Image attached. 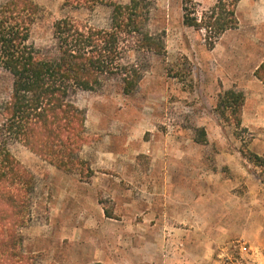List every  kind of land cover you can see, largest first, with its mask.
Returning <instances> with one entry per match:
<instances>
[{
	"label": "rangeland",
	"instance_id": "obj_1",
	"mask_svg": "<svg viewBox=\"0 0 264 264\" xmlns=\"http://www.w3.org/2000/svg\"><path fill=\"white\" fill-rule=\"evenodd\" d=\"M29 1L38 8L29 44L43 52L54 47L58 20L95 28L109 23L111 8L104 5ZM216 1L193 0L199 13ZM150 3L147 29L162 40L165 53L142 57L145 72L136 91L124 95L119 82L111 81L73 97L85 114L86 144L79 155L94 171L91 179L57 170L18 141L7 145L34 183L30 221L19 230L20 264H264V82L255 75L264 64V0H240L237 28L211 48L203 31L183 24L179 1ZM11 83L0 69V121ZM227 90L244 95L239 127L216 110L219 94ZM245 107L258 109V117L244 121ZM197 128L205 131L204 144L193 141ZM162 191L185 195L180 202L189 192L203 202L210 195L234 194L230 218L237 222L243 215L244 232L258 225L259 244L234 240L212 249L209 257L204 231L182 226L145 233L141 213L151 203L156 214L161 203L147 199Z\"/></svg>",
	"mask_w": 264,
	"mask_h": 264
},
{
	"label": "trees",
	"instance_id": "obj_2",
	"mask_svg": "<svg viewBox=\"0 0 264 264\" xmlns=\"http://www.w3.org/2000/svg\"><path fill=\"white\" fill-rule=\"evenodd\" d=\"M177 1L183 24L203 31L210 48L223 33L237 28L235 8L240 0H217L201 13L193 0ZM64 2L69 7L111 8L108 26L82 27L69 19L58 20L53 24L54 47L43 52L29 44L37 6L29 0L0 5V69L12 80L0 121V264H20L19 230L30 221L34 190L32 176L8 150L9 141H18L65 174L91 179L94 171L79 155L86 144L85 114L73 97L111 81H118L122 93L131 95L145 72L142 57L165 53L162 40L147 29L150 0L124 5L111 0ZM261 71L264 64L255 74L264 82ZM243 104L242 92L227 90L219 94L216 110L223 119L231 116L239 127ZM193 141L206 142L203 128L194 130Z\"/></svg>",
	"mask_w": 264,
	"mask_h": 264
},
{
	"label": "crops",
	"instance_id": "obj_3",
	"mask_svg": "<svg viewBox=\"0 0 264 264\" xmlns=\"http://www.w3.org/2000/svg\"><path fill=\"white\" fill-rule=\"evenodd\" d=\"M229 31L223 33L219 38L222 39ZM247 108L248 107L243 108L242 119H244V121H246L247 118L258 117V109L252 108V110H248ZM164 184H168L166 179H164ZM176 184H179V182L176 181ZM191 196L192 198H190ZM193 196L194 194L189 192L187 201L180 202L181 199H184L185 195H180L177 192H172L168 195L166 191L156 193L154 198L147 200L155 199L159 201L157 203H161L160 209L155 208L156 214H154L152 213L153 204L149 203L146 206L145 210L141 213L144 216L140 223L141 229L145 233H154L163 232L164 230H181V227L183 226L184 230L188 232L204 231L208 233L205 236V247H208L209 249V257L213 253L212 249L234 240H248L252 242L253 245L259 244L255 240L256 237L261 236V231L258 225L249 226L245 230V233L243 215H239L237 222H235L233 218H230L232 215L229 214L230 206L235 203L237 199L234 194H228L225 196H221L220 194H216L215 196L210 195L211 200L209 202H203ZM169 200L171 201L170 203H168ZM201 208L203 211H197V209ZM167 210L171 214H169ZM206 212L207 216H205ZM201 214L204 215L202 219H200ZM233 232L234 234H231ZM148 238L149 236L146 234L145 241H147ZM262 240L264 242V238H262ZM157 241L158 239L156 238V242ZM257 247L258 246H256V248ZM257 255L258 258L255 260L260 261L259 254ZM188 256L192 259L191 261L193 263H196L193 253L188 254ZM208 260L211 259L209 258Z\"/></svg>",
	"mask_w": 264,
	"mask_h": 264
}]
</instances>
